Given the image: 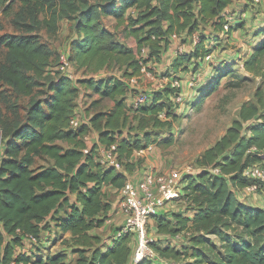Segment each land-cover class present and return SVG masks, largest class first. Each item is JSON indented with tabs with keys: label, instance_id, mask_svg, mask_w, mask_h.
Wrapping results in <instances>:
<instances>
[{
	"label": "trees",
	"instance_id": "obj_1",
	"mask_svg": "<svg viewBox=\"0 0 264 264\" xmlns=\"http://www.w3.org/2000/svg\"><path fill=\"white\" fill-rule=\"evenodd\" d=\"M254 1L245 0L236 11L251 13V21L258 19L260 4ZM234 2L0 0V14L9 15L18 7L13 22L20 29L0 34V106L6 96L16 102L11 107L7 104V114L0 108L4 145L0 154V264H70L73 257L68 252L45 254L40 246L17 254L29 235L41 241L51 233L57 238L69 235L71 253L77 254L72 264H162L156 257L134 262L135 235L131 230L118 234L122 225L108 239L91 232L106 222L114 206L105 189L118 190L125 184L128 173L136 169V150L152 143H174L173 134L164 138L161 133L172 130L179 118L175 109L179 103L201 105L218 89L222 76L236 73L224 59L212 65L204 82L193 87L194 93L188 95L171 82L148 92L149 101L138 107L133 106V99L139 91L128 80L142 72L137 52L147 46L149 58L161 61L174 33L185 42L195 34L198 40L176 53L170 69L175 74L197 71L205 56L220 45L219 35L245 27L248 15L238 12L235 24H229L224 15ZM111 16L116 27L125 24L126 36L136 38L137 52L108 25L106 18ZM64 20L70 22L71 30L64 53L69 70L86 75L81 78L74 79L60 68L63 51L58 54L41 32L44 28L48 35H56ZM254 35L258 39L244 63L249 72L261 77L255 98L242 103L239 116L196 159V172L183 175L180 195L187 202L186 209L154 217L160 233L183 232L190 238L182 246L150 242L158 258L194 259L189 264H264V206L238 194L252 183L258 184L256 194L264 187V180L244 174L255 164L264 167V24ZM112 69L121 74L95 76ZM82 88L99 93L100 99H109L112 105L94 112L89 108L87 116L80 108ZM181 94L183 102L177 100ZM23 96L29 98L27 104L17 109ZM76 112L87 122L73 128L71 118ZM161 112L165 118L159 116ZM92 132L96 140L85 152ZM114 143L123 170L99 160V147Z\"/></svg>",
	"mask_w": 264,
	"mask_h": 264
},
{
	"label": "rangeland",
	"instance_id": "obj_2",
	"mask_svg": "<svg viewBox=\"0 0 264 264\" xmlns=\"http://www.w3.org/2000/svg\"><path fill=\"white\" fill-rule=\"evenodd\" d=\"M17 9L18 7L15 6L14 10L9 15L0 14V20L4 23V28L0 30V34L4 32L20 31L19 27L16 26L13 22L15 11ZM256 10H259V18L256 20L255 18H253V20L249 22L248 33L245 35L246 38L242 39L240 33L234 34L233 38L231 33L218 36L219 39L217 43H220V45L216 44L213 57H215L214 59H218L221 57L222 59L224 58L230 61L233 69L232 72L236 74L226 73L224 76H222L221 83L218 89L208 97H206L201 105L195 106L194 104H189L188 102H184L183 104L179 103L175 108L176 113H178L179 115V118L175 120L172 130L167 131L165 129L161 133V137L164 138L173 134L175 138L174 143L169 146L152 143L151 145H149L152 146L151 149H146L142 154L135 153L133 160L136 164V169L128 173V178H140L141 180L145 176V174L150 172L157 174H167L172 170L184 172L189 168H197L195 165L196 159L201 155V153H203L205 149L212 146V144L225 133L233 119L239 116V111L242 103L249 99L255 98V92L261 83V77L254 76L251 72H249L245 67L244 61L249 56V54L252 53V44L258 39L257 35H254L258 24H264V7L258 5ZM129 11L135 12L133 8H131ZM240 12L244 13L243 11ZM106 21L113 27L116 20L111 16L106 18ZM60 27L61 28L59 32L56 35L52 36L48 35L44 28L41 31L44 41L50 47L54 48L58 52V54H61V52L64 51V48L67 45L68 37L71 33L70 22L64 20L62 21ZM115 29L117 30L118 36H120L122 40L127 44L132 45V47L137 52L138 46L134 36L127 37L122 26L120 28L115 27ZM195 35L197 36V34ZM236 39H238V42ZM184 42L185 41L182 38L171 41L169 48L164 51L161 61H158V59L155 58L151 59L149 57H144L146 61L144 62V65L142 67V72L138 76H136L134 80H128L131 88L148 93L153 91L154 89H161L164 86L170 84L172 81H179V86H182L185 93H187L194 89L189 85V81L192 78H194L196 81L195 87L200 86V84L204 82L205 77L211 73V65H209L208 63L203 62V66L201 64V67L197 71L190 70L188 73L180 71L178 74H175L176 72L170 69L173 61V55L175 56L176 52L180 50L181 43ZM190 42H192L191 39ZM235 51L237 52V55L234 54ZM1 57L2 55L0 54V58ZM75 71H73L74 79L86 76L81 71ZM110 73H115L117 75L121 74L120 71L112 69L97 73L95 74V76L97 78H101ZM190 93L187 94L190 95ZM80 97V108L87 116H89V108L90 111L94 112L98 108L102 109L103 107H108L113 103L109 99H100V94L91 89L87 90L85 88H82ZM4 98L5 99L1 102L3 106H0V108L2 109V114H7L10 111V108L6 109L7 104L8 107H11V102L13 104H15L16 102L13 98H8V96ZM187 98L191 99L192 95L191 97L189 96ZM28 99L29 98L26 96L21 97L17 103V109L25 106ZM96 101H99V106L95 105ZM4 108L5 110L3 111ZM131 111V116L133 117L135 113L133 110ZM95 140L96 133L92 132L88 134V145H92ZM123 169L124 168L122 166V170ZM105 190L114 203L113 209L110 212V215H113V222L111 224L117 225L119 224L118 218L120 215L122 219V214H119L117 211V209L119 208L118 203L121 199L119 189L110 191V187H108ZM243 191H245L246 193H242L243 198L247 199L248 197V200L253 202L256 193L253 192V190L247 191L246 189H244ZM186 205L187 202L185 198L180 195L178 197H175V199H173V201L168 204L167 209L168 211H184L186 209ZM111 224L105 222L101 227L95 228L91 232L93 234L99 235L101 238L108 239L110 235L114 233H112V226H110ZM147 228L149 237L155 239V241L158 240V244L170 243L172 245L182 246L188 244V241L190 240L189 236L183 232L175 235L160 233L158 231L157 222L154 217L149 220ZM68 237L69 235L67 237L63 236L57 238L55 234L51 233L48 236H44L41 241L39 240L37 243L39 245H34L32 247V250L35 249L36 246H40L44 248L43 251H45V254L68 252L69 254H71L70 258L73 257L69 261V263L72 264L73 259L77 257V254H72L73 250L71 251V246H69L70 244L68 243ZM210 239L213 243H216L217 245L219 244L217 238L211 237ZM41 242L44 244H40ZM27 245L30 246L29 243ZM29 246L21 248L24 250L27 248L28 250L30 249ZM133 246L135 248V245ZM189 250L191 253V248H189ZM156 256H158V254H156ZM157 259H160L162 264H189L193 263L194 261V259L192 258H184L181 261L163 259L161 257L155 258V260ZM133 261L136 262L135 259H133ZM130 264L134 263L131 262Z\"/></svg>",
	"mask_w": 264,
	"mask_h": 264
},
{
	"label": "built area",
	"instance_id": "obj_3",
	"mask_svg": "<svg viewBox=\"0 0 264 264\" xmlns=\"http://www.w3.org/2000/svg\"><path fill=\"white\" fill-rule=\"evenodd\" d=\"M224 15L227 17L228 21L230 18V13L224 12ZM244 15V14H243ZM225 29H229V24L225 25ZM178 37L176 33L173 34V38ZM198 36H193L194 44L197 43ZM148 47L144 46L138 51L137 57L140 59V63L144 65V57H149ZM61 66L60 68L66 69L70 74V77L74 78L73 71L70 69V61L68 59L67 53H63L61 56ZM143 67V66H142ZM132 77V79L134 80ZM132 80V81H133ZM174 86H179V81H172ZM189 85L192 87L196 86V81L194 78L190 79ZM178 101L183 102L184 96L183 94L179 95L177 98ZM149 101V93L139 91L133 100V106L138 107L141 104ZM161 118H165L166 114L161 112L159 114ZM87 122L85 117L76 112L75 115L71 118V126L73 128H78L82 124ZM2 147V133L0 129V154ZM90 145L85 148V152L89 151ZM152 146H148L147 148L138 149L135 151L136 154H142L146 149H151ZM99 160L102 164L107 166H115L118 169L122 170V162L118 157L117 145L114 143L109 147L100 146L99 147ZM197 168H189L186 171H178L172 170L167 174H157V173H147L140 180L136 178H127L125 184L119 189L120 192V206L122 209V213L124 215V222L122 224V228L118 230V234H121L125 231L131 230L134 232V241H135V249H134V259L135 261H139L144 257L148 258H157V252L150 245V242L155 239L149 237V232L147 228V224L152 217L161 214L162 212H166L168 209L169 201L175 199V197L180 196L181 192V179L185 173H195ZM218 169H215L217 171ZM244 174L249 177L258 178L264 180V167L255 164L253 166L248 167ZM247 191L253 190V192L258 191V184L252 183L245 187ZM38 237L34 235H29L25 241V244L21 247L29 246L30 249L27 248L24 250L21 247L17 250V254L19 253H31L32 247L38 243ZM30 250V251H29ZM11 264H17L16 261H12ZM18 264H24L20 262Z\"/></svg>",
	"mask_w": 264,
	"mask_h": 264
},
{
	"label": "crops",
	"instance_id": "obj_4",
	"mask_svg": "<svg viewBox=\"0 0 264 264\" xmlns=\"http://www.w3.org/2000/svg\"><path fill=\"white\" fill-rule=\"evenodd\" d=\"M255 1H258V3L261 5V6H263L264 7V0H255ZM245 3V0H235V2L232 4V5H230L228 8H226L225 9V12H228V13H230V18H229V24L230 23H232V24H235V20H236V17H237V14H238V12H240V11H236V10H241V7H242V5ZM236 13H235V12ZM244 14H246V16L248 15L249 16V12H244ZM116 22L117 21H115V25L112 27V25H109V23H108V25L111 27V28H113V29H115V27H116ZM249 22H251V17L249 16V18H248V20H247V22H246V24L244 25L245 27H239V28H237V29H233L232 30V32H231V34H232V38L234 37V34H236V33H240L241 34V38L243 39V38H246V34L248 33V24H249ZM252 24V23H251ZM251 24H250V27H251ZM263 26V23H259L258 24V26H257V28L259 27V26ZM122 27H123V29H124V27H125V24L124 25H121ZM120 26V27H121ZM119 27V28H120ZM116 30V29H115ZM257 30V29H256ZM71 31V30H70ZM250 34V33H249ZM119 37V39L121 40V41H123L122 40V38L120 37V36H118ZM127 37H132V36H127ZM135 38V37H134ZM182 37H180V36H178V37H174V38H172V41L173 40H177V39H181ZM255 38V37H254ZM136 39V38H135ZM191 40H192V42H190V38L187 40L188 42H184V43H181V46H180V51H185V50H187V49H189L191 46H193L194 45V42H193V38H191ZM237 40V42H238V39H236ZM123 42H125V41H123ZM136 43H137V40H136ZM251 44V43H250ZM137 45H138V43H137ZM170 45V44H169ZM253 45V44H252ZM131 47H132V45H130ZM67 46H65V48H66ZM65 48H64V51L62 52V53H64L65 52ZM168 48H169V46H168ZM214 52H215V48H213L212 49V51L209 53V54H207L206 56H205V58H204V60L201 62V64H202V66H203V62H206V63H208L209 65H211V70H212V65L213 64H215V63H217V62H221V61H223L224 60V58L222 59L221 57L220 58H218V59H214L215 57H213L214 56ZM177 53V52H176ZM234 54H236L237 55V52L235 51V53ZM176 55V54H175ZM174 55H173V59H174ZM217 58V57H216ZM226 60V59H225ZM135 76H138V75H135ZM183 76H185V75H183ZM134 77V76H133ZM191 93H194V90H192V91H190ZM190 92H188V93H190ZM3 147H4V145L2 144V147H1V153H2V151H3ZM114 190H117L116 188H112V187H110V191H114ZM242 193H245V191H239L238 192V194H239V196L240 197H242L243 198V196H242ZM246 194V193H245ZM249 195H251V194H249ZM255 198H254V201L252 202V201H250V200H248V197H247V200L249 201V202H251V203H253V204H256V205H259V206H264V188L263 189H261V191H259L258 192V194H256L255 196H254ZM173 201V200H172ZM172 201H169V203L170 202H172ZM168 203V204H169ZM119 204V205H118ZM117 205H118V209H117V211H118V213L120 214H122V219H121V215L119 216V224H111L112 222H113V220H112V216L113 215H109V218L106 220V223H108V224H111L110 226H112V233L114 232V229L115 228H117V227H119L120 225H122L123 224V222H124V216H123V213H122V209H121V206H120V202L118 203ZM122 220V221H121ZM117 221V220H116ZM18 250V249H17Z\"/></svg>",
	"mask_w": 264,
	"mask_h": 264
}]
</instances>
